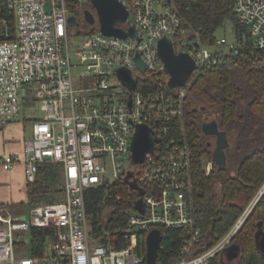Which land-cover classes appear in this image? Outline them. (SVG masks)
<instances>
[{"label": "built area", "instance_id": "built-area-1", "mask_svg": "<svg viewBox=\"0 0 264 264\" xmlns=\"http://www.w3.org/2000/svg\"><path fill=\"white\" fill-rule=\"evenodd\" d=\"M121 1L128 16L117 25L133 26L136 35H108L98 25L77 36L74 46L67 0H0V125L21 119L25 109L39 102L43 115L24 117L31 124L25 181L34 182L39 165L48 162L63 167L64 180L62 200L27 208L23 220L0 209V264H146V254L136 251L138 233L158 230L163 238L168 228L188 233L172 264H208L228 246L264 193L263 181L229 231L209 249L196 252L201 232L195 224L184 99L203 71L220 65L264 66V0H233L246 30L241 38L233 32L231 39L214 34L211 41L182 15L175 0ZM163 36L172 41L175 53L185 52L194 61L184 85H168L157 51ZM122 69L130 82L122 79ZM137 124L147 125L154 136L153 149L140 164L133 162L131 150ZM174 126L178 134L171 131ZM18 159L5 154L0 164L8 169ZM116 178L135 185L139 195L122 227L93 231L84 192ZM31 228L46 230L38 253ZM112 237L121 245H113ZM19 240L27 246H18Z\"/></svg>", "mask_w": 264, "mask_h": 264}, {"label": "trees", "instance_id": "trees-1", "mask_svg": "<svg viewBox=\"0 0 264 264\" xmlns=\"http://www.w3.org/2000/svg\"><path fill=\"white\" fill-rule=\"evenodd\" d=\"M175 1L182 15L201 29L207 41L213 39L215 31L226 21H230L237 38H241L246 30L233 10V0ZM67 4L70 8L69 26L80 28L78 35L97 27L95 22L91 25L81 19L80 0H67ZM3 38L0 27V39ZM194 96L205 104L198 106ZM183 114L191 149L195 224L201 232L196 252H201L229 231L264 181V66L249 63L220 65L203 71L185 96ZM211 119L216 120L218 127L225 130L234 142H229L225 148L227 162L224 165L213 163L211 171L206 173L201 163L204 157L212 159L214 140L202 132L201 126ZM171 131L179 133L177 126ZM63 184V167L59 163L40 164L36 180L27 185V208L38 202L56 200L55 195L63 191ZM137 195L139 189L120 178L87 188L84 192L85 211L91 229L122 227ZM45 232L44 228L29 230L35 253L44 246ZM166 232L156 251L159 264L176 262L179 248L188 237L184 229L168 228ZM259 233H264V193L254 203L228 246L216 252L208 264H226L225 252L228 257L238 255L239 264H264ZM116 234L120 235L119 232ZM102 242L105 243L106 239ZM16 243L27 246L21 241ZM112 243L121 245L114 237ZM145 250L146 232L143 230L138 233L136 251L145 255Z\"/></svg>", "mask_w": 264, "mask_h": 264}, {"label": "water", "instance_id": "water-1", "mask_svg": "<svg viewBox=\"0 0 264 264\" xmlns=\"http://www.w3.org/2000/svg\"><path fill=\"white\" fill-rule=\"evenodd\" d=\"M94 7L97 18L91 13V10L83 11L84 19L91 25L97 20L100 30L108 35L126 37L127 34L136 35L137 31L133 26L125 29L117 23L125 21L128 16V9L121 0H90ZM158 55L162 58L164 67L169 75L168 85L170 87L184 85L189 77L194 61L192 57L185 53H175L172 47V41L166 36L157 41ZM135 62L138 68L144 70L143 60L139 55L135 56ZM122 79L126 82L131 81L129 73L125 70L119 71ZM202 132L208 136H215V143L212 149V161L217 165H224L226 162L225 148L229 146L227 132L218 127L217 121L211 119L204 122L201 126ZM154 136L151 129L145 124H137L134 135L131 140L132 160L135 163L142 162L145 154L153 149ZM22 215L20 219H24ZM161 240L158 230H151L146 236V264H154L156 261V251ZM263 241H260L264 248Z\"/></svg>", "mask_w": 264, "mask_h": 264}, {"label": "crops", "instance_id": "crops-1", "mask_svg": "<svg viewBox=\"0 0 264 264\" xmlns=\"http://www.w3.org/2000/svg\"><path fill=\"white\" fill-rule=\"evenodd\" d=\"M25 123H29V121L23 117L19 120L0 125V157L5 154H11L19 158L8 169L3 168L0 164L1 211L2 207H27L28 184L25 181L23 161L27 156L25 144L30 138V133L27 139L24 134ZM2 213L4 214L3 211ZM24 213L15 211V213L5 215L21 217Z\"/></svg>", "mask_w": 264, "mask_h": 264}, {"label": "rangeland", "instance_id": "rangeland-1", "mask_svg": "<svg viewBox=\"0 0 264 264\" xmlns=\"http://www.w3.org/2000/svg\"><path fill=\"white\" fill-rule=\"evenodd\" d=\"M81 1V6H80V11H81V15H80V17H81V19L83 18L84 19V15H83V11L85 10V9H89V10H91V13H93L94 14V16H95V18H97V14H96V11H95V9H94V7L92 6V4L90 3V0H80ZM95 25L96 26H98L99 25V23H98V21L96 20L95 21ZM80 28H77V27H71V29H70V40H71V43H72V45H76L77 44V40H78V38L79 37H77V36H79L78 35V33H77V30H79ZM215 35L216 36H221V35H224V36H226L227 38H229V39H231L232 37H233V29H232V25H231V23H230V21H226L222 26H220L216 31H215ZM71 47H73V46H71ZM74 48V47H73ZM74 72H76V70L74 69ZM236 77V76H235ZM194 99H195V101H196V104L198 105V106H201L202 104L204 105L205 103L204 102H202V101H200L196 96H194ZM43 111L41 110V108H40V104H39V102H35L34 103V107L32 106L31 108H29V109H25V111L21 114V118H22V116L23 117H33V116H42L43 114ZM30 124L29 123H25V125H24V134H25V137L28 139V137H29V133H30ZM212 137V139L214 140V143H215V136H211ZM232 140H234V139H232ZM230 138H228V141L230 142V144H233V142L234 141H232ZM213 147H214V144H213ZM212 159H210V158H208V157H204L203 158V160H202V165H203V168L205 169V167H206V165L207 164H209V162L211 161ZM226 162H227V159H226ZM225 162V163H226ZM213 165V164H212ZM211 169H212V166H211ZM211 169H210V171H211ZM209 171V172H210ZM208 172V173H209ZM255 195H256V193L253 195V197L251 198V200H250V202L249 203H252V201H254V199H255ZM63 197H64V193H63V191L61 192V193H59V194H56L55 195V198L57 199V200H62L63 199ZM258 200V199H257ZM256 200V201H257ZM54 201H56V200H54ZM256 201H255V203H256ZM43 202V201H42ZM42 202H38L37 204H42ZM49 202H53V201H49ZM43 203H48V202H43ZM248 203V204H249ZM247 204V205H248ZM254 206V205H253ZM246 209V207L244 208V210ZM252 209V208H251ZM250 209V210H251ZM243 210V211H244ZM2 211L4 212V214H12V213H15V211H17V212H25V213H27L28 212V209H27V207H2ZM243 211L241 212V214L238 216V218L243 214ZM108 211H106V213H107ZM250 212V211H249ZM249 212H248V214H249ZM247 214V215H248ZM246 215V216H247ZM246 216H245V218H246ZM237 218V219H238ZM244 218V219H245ZM237 219H236V221H237ZM235 221V222H236ZM244 221V220H243ZM242 224V223H241ZM18 237H23L22 235H18ZM233 237V236H232ZM261 238H259V239H261V240H264V234H262V236H260ZM19 241H21V240H19ZM18 242V241H17ZM263 243V245H264V242H262ZM224 260L225 261H227L226 262V264H239V256L238 255H236V256H231V257H229L228 258V256L224 253Z\"/></svg>", "mask_w": 264, "mask_h": 264}, {"label": "flooded vegetation", "instance_id": "flooded-vegetation-1", "mask_svg": "<svg viewBox=\"0 0 264 264\" xmlns=\"http://www.w3.org/2000/svg\"><path fill=\"white\" fill-rule=\"evenodd\" d=\"M262 234H264V233H259L258 237L261 238L260 236H262ZM259 240H260V241H263V240H261V239H259Z\"/></svg>", "mask_w": 264, "mask_h": 264}]
</instances>
